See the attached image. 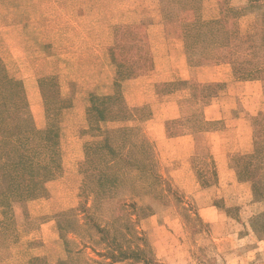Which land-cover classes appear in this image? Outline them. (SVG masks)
Masks as SVG:
<instances>
[{"label": "rangeland", "instance_id": "1", "mask_svg": "<svg viewBox=\"0 0 264 264\" xmlns=\"http://www.w3.org/2000/svg\"><path fill=\"white\" fill-rule=\"evenodd\" d=\"M239 32L263 45L257 76L215 62L255 52ZM92 96L118 99L99 138ZM0 119L61 128L63 166L0 206V264H264V0H0ZM97 141L113 187L102 157L85 177Z\"/></svg>", "mask_w": 264, "mask_h": 264}, {"label": "trees", "instance_id": "2", "mask_svg": "<svg viewBox=\"0 0 264 264\" xmlns=\"http://www.w3.org/2000/svg\"><path fill=\"white\" fill-rule=\"evenodd\" d=\"M236 34L237 35H235L234 39L238 38L239 44H244L245 42L242 43V39H244L245 41L250 42L249 45L254 48L255 52L243 54L241 52H234L228 48L219 55L215 62L216 64L231 65L234 72L237 65L240 67L249 65L252 67L253 71L247 72L245 76H257V73L262 72L258 67V50L263 45L260 44L259 46L258 42L254 39L253 33L243 34L239 32ZM261 52H263V50ZM123 65L124 64L122 63V66ZM67 101L65 108L69 109L71 108V104ZM114 102H118V99H114L113 97H91L90 108L88 109L89 129L87 132H83L85 136L94 133L96 138H99L100 134L104 132V128L101 127V124L104 123L105 125L109 123V119H116L115 113H113V117L110 118L111 113L109 111L111 104ZM60 138L61 128L59 127H51L45 132H26L18 137L15 135L13 127L5 120L0 119V156L9 151L23 152V156H21V159L18 162L5 164L0 168V175L3 177L1 181H7L11 185L10 191L0 197V206L3 210H7V208L10 209L9 201L11 200L18 199L19 201H24L38 199L42 194H45L44 183L57 179L58 173L63 169ZM106 149L107 152L105 154L110 155V158L105 157L104 153H102V150H105V147H102V144L98 141L87 145L86 155L92 159L87 161L89 169L84 174L88 180L90 177H97L98 171L96 172L93 167L95 166V163L98 162L97 160L102 157V161L105 159L104 161L108 162L105 165L107 172H104V179H100V182L101 184L104 183V186L113 187L117 184V178L113 181L108 174L115 169L117 162L114 160H119L120 157L117 156V151L109 144H106ZM96 152H101L100 156L99 153L97 154ZM258 152L257 149L248 159L253 160ZM100 177L103 176L100 175ZM257 182L260 184L263 181L258 180L254 182V187L258 185ZM93 187L92 184H89L91 190ZM104 193H107V190H104ZM136 208H138L137 205L135 209ZM140 209L143 214L145 213L144 215H146L148 209L144 207ZM111 257L112 258L110 259L112 262L118 261L114 255H111ZM123 259L129 258H126V256L122 254L121 260Z\"/></svg>", "mask_w": 264, "mask_h": 264}, {"label": "crops", "instance_id": "3", "mask_svg": "<svg viewBox=\"0 0 264 264\" xmlns=\"http://www.w3.org/2000/svg\"><path fill=\"white\" fill-rule=\"evenodd\" d=\"M227 133V132H226ZM222 134H223V137H224V140H223V143H227V135L225 134V133H223L222 132ZM250 140H251V138H250ZM245 142H249L248 140H246ZM226 149V147H223V150H225ZM203 217H205V215L203 216ZM211 223H214L215 222V220H209Z\"/></svg>", "mask_w": 264, "mask_h": 264}]
</instances>
